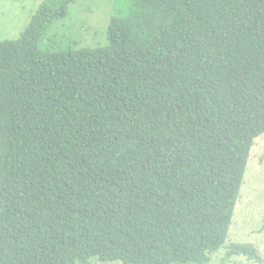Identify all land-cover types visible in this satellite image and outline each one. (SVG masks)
I'll return each instance as SVG.
<instances>
[{"label":"trees","instance_id":"16d2710c","mask_svg":"<svg viewBox=\"0 0 264 264\" xmlns=\"http://www.w3.org/2000/svg\"><path fill=\"white\" fill-rule=\"evenodd\" d=\"M73 1L0 40V264L209 262L264 132V0H126L106 46L40 50Z\"/></svg>","mask_w":264,"mask_h":264},{"label":"rangeland","instance_id":"374dc122","mask_svg":"<svg viewBox=\"0 0 264 264\" xmlns=\"http://www.w3.org/2000/svg\"><path fill=\"white\" fill-rule=\"evenodd\" d=\"M42 1L0 0V40L19 38ZM126 10V0H74L66 14L47 27L38 48L59 51L106 46L111 17ZM232 243L253 244L262 261L230 252ZM88 264L122 263L94 257ZM202 264H264V132L250 148L227 238L210 261Z\"/></svg>","mask_w":264,"mask_h":264}]
</instances>
